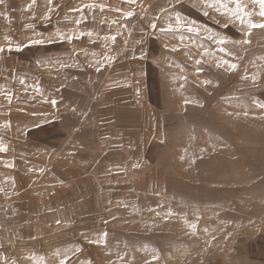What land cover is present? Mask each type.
Here are the masks:
<instances>
[{"label":"rangeland","instance_id":"rangeland-1","mask_svg":"<svg viewBox=\"0 0 264 264\" xmlns=\"http://www.w3.org/2000/svg\"><path fill=\"white\" fill-rule=\"evenodd\" d=\"M155 1L0 0V190L12 205L0 264H264V28L249 26L264 17L253 0H181L166 13L144 132L121 149L131 163L118 178L106 162L104 179L58 177L65 124L83 119ZM17 181L71 191V219L41 239L15 229Z\"/></svg>","mask_w":264,"mask_h":264},{"label":"crops","instance_id":"crops-1","mask_svg":"<svg viewBox=\"0 0 264 264\" xmlns=\"http://www.w3.org/2000/svg\"><path fill=\"white\" fill-rule=\"evenodd\" d=\"M179 2L181 0H156L150 5L123 55L113 57L110 62L98 89L91 97L90 106L88 104L85 112L77 115L83 119L71 125L69 122L65 124V131L73 134L65 141L62 161L66 166L59 171L58 177L82 179L91 174L95 179H104L107 163L110 176L106 178H118L124 166L131 163L127 160L129 156L122 158L121 149L133 147L138 133L144 132V119L140 117L150 106L144 101V93L148 85L147 65L151 40L161 27L164 15L176 11ZM69 117H64L66 123ZM73 163L76 165L73 166ZM20 173L16 172L17 180ZM16 187L13 200L16 206L15 229L16 225L32 228V235L41 239L38 237L49 234L51 228L71 219L74 210L71 191H60L54 197L27 191L19 181Z\"/></svg>","mask_w":264,"mask_h":264},{"label":"built area","instance_id":"built-area-1","mask_svg":"<svg viewBox=\"0 0 264 264\" xmlns=\"http://www.w3.org/2000/svg\"><path fill=\"white\" fill-rule=\"evenodd\" d=\"M133 19V18H132ZM121 38H118L115 45H119ZM12 215V205L8 197L0 190V224H6Z\"/></svg>","mask_w":264,"mask_h":264},{"label":"snow or ice","instance_id":"snow-or-ice-1","mask_svg":"<svg viewBox=\"0 0 264 264\" xmlns=\"http://www.w3.org/2000/svg\"><path fill=\"white\" fill-rule=\"evenodd\" d=\"M253 2L259 3L260 8H261L260 16L264 17V0H253ZM237 7L239 8V0H237ZM129 15H131V13H129ZM249 26L252 28H256V27L264 28V23H261V24L250 23ZM232 67L234 68L235 65H233Z\"/></svg>","mask_w":264,"mask_h":264},{"label":"bare ground","instance_id":"bare-ground-1","mask_svg":"<svg viewBox=\"0 0 264 264\" xmlns=\"http://www.w3.org/2000/svg\"><path fill=\"white\" fill-rule=\"evenodd\" d=\"M157 135V134H156ZM159 138V136H157ZM155 138V137H154ZM78 172V171H77Z\"/></svg>","mask_w":264,"mask_h":264}]
</instances>
